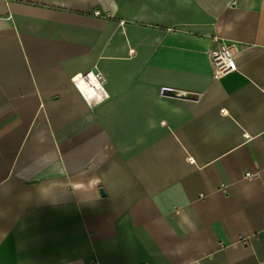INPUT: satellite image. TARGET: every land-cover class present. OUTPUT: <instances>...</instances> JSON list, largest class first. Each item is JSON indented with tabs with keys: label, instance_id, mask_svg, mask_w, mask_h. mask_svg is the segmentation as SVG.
<instances>
[{
	"label": "crops",
	"instance_id": "1",
	"mask_svg": "<svg viewBox=\"0 0 264 264\" xmlns=\"http://www.w3.org/2000/svg\"><path fill=\"white\" fill-rule=\"evenodd\" d=\"M0 264H264V0H0Z\"/></svg>",
	"mask_w": 264,
	"mask_h": 264
},
{
	"label": "built area",
	"instance_id": "2",
	"mask_svg": "<svg viewBox=\"0 0 264 264\" xmlns=\"http://www.w3.org/2000/svg\"><path fill=\"white\" fill-rule=\"evenodd\" d=\"M96 13L99 14L100 12L97 11ZM211 64L215 75L218 77L237 70L238 65L233 46L223 43L218 37H215L214 45L211 48ZM74 82L83 91L84 89L82 86H87L96 93L103 88L105 75L100 70L89 71L75 76Z\"/></svg>",
	"mask_w": 264,
	"mask_h": 264
},
{
	"label": "water",
	"instance_id": "3",
	"mask_svg": "<svg viewBox=\"0 0 264 264\" xmlns=\"http://www.w3.org/2000/svg\"><path fill=\"white\" fill-rule=\"evenodd\" d=\"M102 193L104 194L105 193V190L104 189H101Z\"/></svg>",
	"mask_w": 264,
	"mask_h": 264
}]
</instances>
